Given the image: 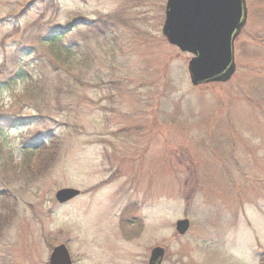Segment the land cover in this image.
I'll return each mask as SVG.
<instances>
[{
    "label": "rangeland",
    "instance_id": "rangeland-1",
    "mask_svg": "<svg viewBox=\"0 0 264 264\" xmlns=\"http://www.w3.org/2000/svg\"><path fill=\"white\" fill-rule=\"evenodd\" d=\"M245 1L235 73L192 86L165 0H0L1 157L21 165L0 264H47L58 242L72 264L154 246L162 264H264V0ZM61 187L85 192L58 204Z\"/></svg>",
    "mask_w": 264,
    "mask_h": 264
},
{
    "label": "water",
    "instance_id": "water-1",
    "mask_svg": "<svg viewBox=\"0 0 264 264\" xmlns=\"http://www.w3.org/2000/svg\"><path fill=\"white\" fill-rule=\"evenodd\" d=\"M245 0H166L161 33L169 44L191 54L187 62L193 86L226 82L235 72L234 41L246 22ZM78 190L61 188L55 199L65 202ZM189 227L186 218L175 223L179 234ZM163 248L154 247L148 264H161ZM49 264H71L64 245L54 247Z\"/></svg>",
    "mask_w": 264,
    "mask_h": 264
},
{
    "label": "trees",
    "instance_id": "trees-1",
    "mask_svg": "<svg viewBox=\"0 0 264 264\" xmlns=\"http://www.w3.org/2000/svg\"><path fill=\"white\" fill-rule=\"evenodd\" d=\"M63 30H65V29L61 30L62 35H63ZM62 35H57L56 38H52L46 42L49 44V46L58 49L55 45V42L60 41L62 39ZM18 68L20 71L15 73L17 76H19L17 78H20L21 80H24V81L27 79H30V77H31L30 74L27 73V75H26L24 72H22L23 68H21L20 66H18ZM33 91L34 90H28L27 94H31V92H33ZM5 119H6V117H5ZM7 121L11 123V121H9L8 118H7ZM49 140H50V142L54 141L53 138L49 139ZM33 144H35L33 150H37V153H39V151L49 149V145L46 143V141L41 142V143L34 141ZM56 149H57V147H55V146L51 149V154H48V155H50V158L47 159V162H48V160H49V163L51 162L52 158L56 154ZM2 154H4V153H3L2 149H0V208L9 206L10 203L13 201V198H12L13 196L10 193H7V191H8L7 189L10 185L11 180H12L11 178H13V176L15 174L19 173V171L21 170V167H20L21 165H18V163H13L12 159L8 163L6 158H5L7 156H4L2 159V157H1ZM51 155H52V157H51ZM28 167H29V165L27 163H25L23 168H28ZM1 217H2V215L0 213V218ZM3 223H4V221H3V219H1L0 220V230H1L2 226H4L6 224V223H4V224Z\"/></svg>",
    "mask_w": 264,
    "mask_h": 264
}]
</instances>
